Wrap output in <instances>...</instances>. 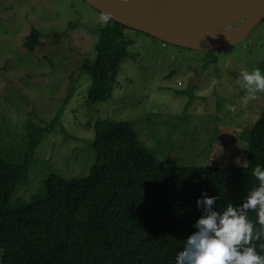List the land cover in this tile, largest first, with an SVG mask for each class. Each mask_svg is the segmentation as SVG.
<instances>
[{
  "label": "rangeland",
  "instance_id": "374dc122",
  "mask_svg": "<svg viewBox=\"0 0 264 264\" xmlns=\"http://www.w3.org/2000/svg\"><path fill=\"white\" fill-rule=\"evenodd\" d=\"M101 15L83 0H0V157L20 164L27 130L55 121L20 193L29 194L51 172L86 175L93 124L110 118L128 121L164 164L205 166L201 197L241 194L249 133L264 92L248 99L237 80L242 69L258 68L264 59V19L240 43L205 51L127 29L128 55L111 96L89 105L90 76L81 66L94 57L96 30L106 24ZM33 29L40 37L29 49Z\"/></svg>",
  "mask_w": 264,
  "mask_h": 264
},
{
  "label": "trees",
  "instance_id": "16d2710c",
  "mask_svg": "<svg viewBox=\"0 0 264 264\" xmlns=\"http://www.w3.org/2000/svg\"><path fill=\"white\" fill-rule=\"evenodd\" d=\"M127 29L109 19L96 30L94 57L81 66L90 76L87 104L111 96L128 55ZM39 37L33 29L27 47L37 46ZM257 65L264 72V59ZM53 123L27 130L20 164L0 157V264H175L185 238L196 230L194 222L206 214L196 201L203 198L207 168L166 165L128 121L97 119L88 145L93 152L88 173L45 174L24 196L20 192L31 181V159L43 137L55 129ZM257 166L264 169V103L249 133L243 191L217 198L215 211L240 205L258 187L253 175ZM246 216L258 232L257 211L249 209ZM251 245L264 255V236Z\"/></svg>",
  "mask_w": 264,
  "mask_h": 264
},
{
  "label": "water",
  "instance_id": "95a60500",
  "mask_svg": "<svg viewBox=\"0 0 264 264\" xmlns=\"http://www.w3.org/2000/svg\"><path fill=\"white\" fill-rule=\"evenodd\" d=\"M124 26L168 43L195 50H212L240 43L264 19V0L219 37L217 27L248 0H83Z\"/></svg>",
  "mask_w": 264,
  "mask_h": 264
},
{
  "label": "clouds",
  "instance_id": "9594fccd",
  "mask_svg": "<svg viewBox=\"0 0 264 264\" xmlns=\"http://www.w3.org/2000/svg\"><path fill=\"white\" fill-rule=\"evenodd\" d=\"M110 18L106 13L99 19L106 23ZM237 83L246 90L248 99H255L258 91L264 92V73L259 68L242 69ZM253 175L259 181L258 187L240 205L228 204L222 213L213 208L216 196L202 193L203 198H197V205L202 204L206 214L194 222L196 230L185 238L175 264H264V255L258 254L251 245L257 236H264V169L257 166ZM249 209L257 211L258 232L246 216Z\"/></svg>",
  "mask_w": 264,
  "mask_h": 264
},
{
  "label": "bare ground",
  "instance_id": "6f19581e",
  "mask_svg": "<svg viewBox=\"0 0 264 264\" xmlns=\"http://www.w3.org/2000/svg\"><path fill=\"white\" fill-rule=\"evenodd\" d=\"M262 2L263 0H248L242 9L233 14L230 18L222 22L217 27L216 34H218L219 37L226 35L228 32H230V27L234 23L239 22L251 8L258 7Z\"/></svg>",
  "mask_w": 264,
  "mask_h": 264
}]
</instances>
